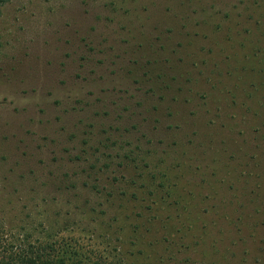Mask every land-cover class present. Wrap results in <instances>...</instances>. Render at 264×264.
I'll return each mask as SVG.
<instances>
[{
  "label": "rangeland",
  "instance_id": "374dc122",
  "mask_svg": "<svg viewBox=\"0 0 264 264\" xmlns=\"http://www.w3.org/2000/svg\"><path fill=\"white\" fill-rule=\"evenodd\" d=\"M264 264V0H9L0 263Z\"/></svg>",
  "mask_w": 264,
  "mask_h": 264
},
{
  "label": "trees",
  "instance_id": "16d2710c",
  "mask_svg": "<svg viewBox=\"0 0 264 264\" xmlns=\"http://www.w3.org/2000/svg\"><path fill=\"white\" fill-rule=\"evenodd\" d=\"M9 0H0V13L1 7ZM53 251L52 245H42L38 249L26 251V253H19L17 255H10L9 259L0 264H66L63 258L53 259L51 252Z\"/></svg>",
  "mask_w": 264,
  "mask_h": 264
}]
</instances>
